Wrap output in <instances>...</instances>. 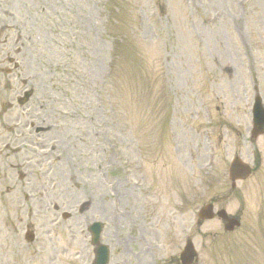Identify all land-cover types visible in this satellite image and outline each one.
Wrapping results in <instances>:
<instances>
[{
    "label": "rangeland",
    "instance_id": "rangeland-1",
    "mask_svg": "<svg viewBox=\"0 0 264 264\" xmlns=\"http://www.w3.org/2000/svg\"><path fill=\"white\" fill-rule=\"evenodd\" d=\"M256 91L264 102V0H0V264H72L76 219L82 240L104 225L110 264H181L187 239L194 264H264V136L247 138ZM234 156L253 174L232 189ZM22 188L42 200L28 205ZM118 193L123 219L108 208ZM92 199L107 211L80 216ZM208 203L241 228L200 226ZM22 211L36 227L27 216L20 229ZM52 241L60 253L44 251Z\"/></svg>",
    "mask_w": 264,
    "mask_h": 264
},
{
    "label": "bare ground",
    "instance_id": "bare-ground-1",
    "mask_svg": "<svg viewBox=\"0 0 264 264\" xmlns=\"http://www.w3.org/2000/svg\"><path fill=\"white\" fill-rule=\"evenodd\" d=\"M238 22V20L236 21V23ZM214 23H209V28H211L212 26H214L213 25ZM21 49H20V47H18L17 49H16V51H20ZM6 144V143H5ZM5 144H2L1 146H4ZM54 153H57V149L56 148H54ZM44 155H46V156H49V155H47V154H44ZM1 160V159H0ZM59 161V160H58ZM3 163H5V162H3ZM21 167H22V165H21ZM19 176V175H18ZM27 177H28V175H27V173L25 174V172L24 171H20V176H19V179H22V181L24 180V179H27ZM51 178H54V177H56L57 178V180L55 179V181H53V183H58V184H62L63 183V181L65 180V178H62V182H61V175L60 176H56V174L55 173H52L51 174V176H50ZM12 178H13V175L12 174H9L7 177H5L4 179L5 180H9V181H11L12 182ZM75 182V181H74ZM24 186L25 185H27V184H23ZM77 188H78V186L79 185H75ZM115 187H117V185H114ZM26 187V186H25ZM21 190H23V191H25L26 192V194L24 195V197H25V200L27 201V202H30V204H28V205H30V206H32V203L34 202V201H41L42 200V198H38V197H36V196H34L28 189L26 190V189H21ZM58 190V188L57 187H52L51 188V191L50 192H54V193H52V194H55L56 193V191ZM61 190H63V191H65L66 190V188H61ZM8 192H10L11 191V189L10 188H8V190H7ZM76 194H74V196H75ZM12 196H17L18 197V200H17V206L21 203V205H23L24 203H22V198L20 197V194H18V193H16L15 191H14V193H13V195ZM89 199V198H88ZM92 202V203H91ZM85 201V202H82L81 203V205H79V209H80V216H84L85 215V213L90 209V208H92V210H95V212H97V213H99L100 211H103V213H105V211H107V208H106V206H104V205H102L100 202H98V201H96L95 199H92V201ZM115 207V211L117 212V214H119V216H120V218L122 217V219L123 218H125L124 217V214H125V212H124V214H122L121 213V205H120V203H119V201H117V203H116V205L114 206ZM108 208L109 209H113L114 210V208L111 206V205H109L108 204ZM121 210V211H120ZM30 213H32V211H30ZM22 215H23V211L18 215V221L20 220V219H22ZM131 215V214H130ZM31 216H34V215H32L31 214ZM76 222H78L79 223V221L76 219ZM76 222H73V226L71 225V224H68L66 227H65V229H67V231H66V233H67V235L68 236H70L71 235V238L73 239H78V238H81V234L78 232V230H77V228L79 227V224H77ZM76 234H78V237H77V235ZM127 243H130V242H132V239H128V241H126ZM126 253L128 254L129 253V250H127L126 249V251H125V255H126Z\"/></svg>",
    "mask_w": 264,
    "mask_h": 264
},
{
    "label": "water",
    "instance_id": "water-1",
    "mask_svg": "<svg viewBox=\"0 0 264 264\" xmlns=\"http://www.w3.org/2000/svg\"><path fill=\"white\" fill-rule=\"evenodd\" d=\"M262 122H263V126H264V120H262ZM249 174H250V170H244L243 171V175L241 176L242 178H247L248 176H249ZM228 229H230V230H232L233 228L232 227H228ZM98 234V233H97ZM191 260H192V257L190 256L188 259H187V264H189L190 262H191Z\"/></svg>",
    "mask_w": 264,
    "mask_h": 264
}]
</instances>
